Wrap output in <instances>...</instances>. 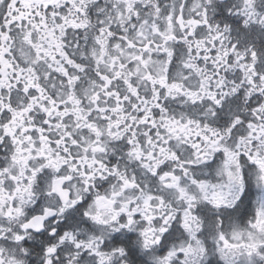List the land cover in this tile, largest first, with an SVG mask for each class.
<instances>
[{
    "label": "snow or ice",
    "instance_id": "snow-or-ice-1",
    "mask_svg": "<svg viewBox=\"0 0 264 264\" xmlns=\"http://www.w3.org/2000/svg\"><path fill=\"white\" fill-rule=\"evenodd\" d=\"M0 264H264V0H0Z\"/></svg>",
    "mask_w": 264,
    "mask_h": 264
}]
</instances>
